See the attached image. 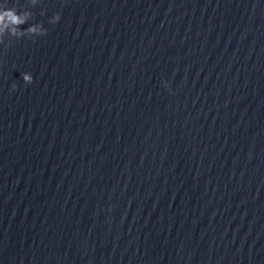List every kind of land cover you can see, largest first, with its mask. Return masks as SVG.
Here are the masks:
<instances>
[{
  "label": "water",
  "instance_id": "1",
  "mask_svg": "<svg viewBox=\"0 0 264 264\" xmlns=\"http://www.w3.org/2000/svg\"><path fill=\"white\" fill-rule=\"evenodd\" d=\"M6 9L0 264H264V0Z\"/></svg>",
  "mask_w": 264,
  "mask_h": 264
},
{
  "label": "clouds",
  "instance_id": "2",
  "mask_svg": "<svg viewBox=\"0 0 264 264\" xmlns=\"http://www.w3.org/2000/svg\"><path fill=\"white\" fill-rule=\"evenodd\" d=\"M31 13H18L15 9H6L0 11V31L7 32L11 30L13 35L19 34L20 36H24L25 34H33L37 37L47 35L48 30L41 25L30 26L27 29L21 30L18 33V29L20 25L27 23L30 18ZM61 19V15L57 12L52 19L49 21L50 24H55L59 22ZM23 81L25 84L33 83V76L31 73H21ZM168 83H164V87L167 88ZM17 87L16 84H12L11 90H15Z\"/></svg>",
  "mask_w": 264,
  "mask_h": 264
}]
</instances>
